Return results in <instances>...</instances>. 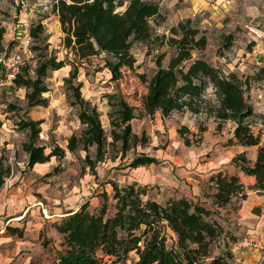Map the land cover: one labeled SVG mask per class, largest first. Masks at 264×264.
<instances>
[{"label": "rangeland", "instance_id": "rangeland-1", "mask_svg": "<svg viewBox=\"0 0 264 264\" xmlns=\"http://www.w3.org/2000/svg\"><path fill=\"white\" fill-rule=\"evenodd\" d=\"M147 1L159 3L162 16L150 21L151 39L134 44L132 54L136 63L133 69L124 68L121 78L113 81L110 71L105 68V55L78 62V78L73 83L83 84V97L97 106L104 128L108 132L111 130L109 114L113 101L123 97L134 108L136 115L131 122L133 133L139 136L145 134L149 139L147 147L138 146L124 158L118 151L108 148L104 161L98 163L94 170L88 167L85 161L87 153L81 148L73 153L67 150L69 139L72 135H79L83 126L78 118L79 108L72 104L74 93L67 89L64 81L71 77L72 63L76 59L74 53L66 48V35L61 29L59 17L50 7L54 0L0 3V26L7 28L11 35L5 37L8 41L4 42L8 52L16 49V26L25 18L34 26L42 23L45 28L43 37L48 38L47 53L65 62L64 68L51 73L47 80L50 90L45 95L50 100L47 108L30 109L24 89L11 91L8 88L0 93V158L12 168L7 182L15 181L16 177L25 181L22 188L25 201L20 203L21 208L20 204H13L9 217L1 216L0 264H50L63 250L62 236L53 225L85 203L90 204L91 211H98L104 195H107V215H113L116 203L113 200V183L120 188L133 183L147 187L144 200L152 199L163 205L171 199L186 198L214 209L212 199L207 195L211 192L209 177L218 171L231 175L241 172L232 162L240 150L237 145H232L234 123L228 122L222 131H217L214 119L206 114L195 115L184 111L175 112L168 118H163L160 113L149 117L143 108L147 93L144 78L149 80L154 75L160 55L165 56L163 66H168L175 50L163 38L169 37L171 29L182 21L191 19L193 26L207 37L206 49L195 52V57L202 56L213 66L226 73H236L244 81L249 78L250 86H245V96L254 108V115L249 121L255 132L264 133V80L254 79L260 67L256 65V55H253L257 43L249 33L250 27H256L264 34V0ZM44 6H48L49 10L43 14L31 12L33 8L41 10ZM229 36L232 37L230 41L227 39ZM34 43L40 46V41L34 40ZM258 44L264 46V39ZM39 56L40 51H37V62ZM259 95L263 96L261 100ZM206 99L212 104L217 101L211 88L206 93ZM30 120L43 122L39 144L46 147V153L49 154L56 145L66 150L64 158H52L48 169L37 175L27 166L28 131L19 127L21 121ZM182 126L188 127L194 134L187 135L192 141L190 147L185 145L184 138L178 133ZM201 127L207 129L202 135ZM197 141L200 142L196 144ZM246 154L248 159H252L251 151ZM90 155L94 160L95 149L90 150ZM140 155L155 158L157 163L130 168L131 161ZM13 187L18 186L10 187V191ZM252 187L247 189L245 185L248 199L241 206L234 201L220 210L221 215L216 217L225 231L236 238V242H216L213 256L224 253L227 247L234 255L235 264H264L262 254L252 248L233 251L234 245L244 239L264 244V192H256ZM258 201L260 203L256 204ZM7 227L18 228L22 235H11ZM169 244H172L171 240ZM137 260L136 253H132L126 264H136Z\"/></svg>", "mask_w": 264, "mask_h": 264}, {"label": "trees", "instance_id": "trees-1", "mask_svg": "<svg viewBox=\"0 0 264 264\" xmlns=\"http://www.w3.org/2000/svg\"><path fill=\"white\" fill-rule=\"evenodd\" d=\"M122 8L124 10L120 11ZM53 11L66 35V48L75 55L71 77L64 81L67 89L74 93L72 104L79 108L78 118L83 126L79 135L71 136L67 150L73 153L81 148L87 153L88 167L94 170L104 161L108 148L118 151L124 158L138 146L147 147V136L133 133L131 122L136 115L123 97L113 101L109 114L111 130L108 132L97 106L83 97V84L74 85L73 81L78 78V62L100 55H105V68L110 71L113 81L121 78L124 68L133 69L136 59L132 48L135 43L151 39L150 21L162 16L160 4L147 0H54ZM5 32L0 26V45H3ZM170 33L169 37L163 38L175 50L168 66H163L165 56L160 55L154 75L149 80L144 78L147 83L143 99L145 114L154 117L160 113L163 118L184 111L206 114L214 119L217 131L233 122L232 145L256 147L257 153L254 162L245 152L235 156L232 162L245 175L255 178L252 190L263 193L264 141L261 133L255 132L249 124L254 115V108L245 96V86H250L249 78L244 81L238 74L226 73L206 58L194 56L195 52L206 49L208 40L205 33L193 26L191 19L180 22ZM44 34L42 23L32 25L31 36L40 41V46H34L36 54L40 51L39 60L35 68L25 67L15 82L17 89L26 91L25 99L30 109L49 107L50 100L45 97L50 91L47 80L51 73L65 66L64 61L47 53L48 38L43 37ZM227 39L230 41L232 37ZM254 79L264 80V65L254 74ZM209 88L217 98L215 104L206 99ZM42 124V121L30 120L21 121L19 125L28 131L29 169L48 163L53 157L62 159L66 156V150L58 145L48 154L46 147L39 144ZM206 131V127H201L200 135ZM178 133L186 146H192L187 135L194 134L188 127L182 126ZM199 137L202 140V136ZM91 149H95L94 160ZM155 163L157 159L140 155L129 166L137 169ZM11 175V166L0 158V191ZM208 182L211 192L207 195L212 199L214 209L186 198L171 199L163 205L152 199L144 200L147 187L133 183L120 188L113 183V200L116 202L113 215H107V195H104L98 211H91L90 204L85 203L53 225L62 236L63 250L50 264H126L132 253L138 256L136 264H235L234 255L227 247L224 253L213 256L216 242H236L216 217L234 201L241 206L248 199V193L238 175L218 171ZM7 230L11 235H22L18 228L7 227Z\"/></svg>", "mask_w": 264, "mask_h": 264}, {"label": "built area", "instance_id": "built-area-1", "mask_svg": "<svg viewBox=\"0 0 264 264\" xmlns=\"http://www.w3.org/2000/svg\"><path fill=\"white\" fill-rule=\"evenodd\" d=\"M23 3V1H22ZM53 8V4L50 6ZM49 10L48 6H44L41 10L33 8L32 13H44ZM31 23L28 21L23 22V27L21 31L20 38L18 40V45L16 49L11 52L7 51L6 46L0 45V91L6 90L8 88H16L15 82L22 70L30 66L32 68L36 67L37 54L34 50V39L31 36ZM249 33L255 41H260L264 39V34L256 27H250ZM3 48V49H1ZM262 95H259V100L262 99ZM250 127L255 131L253 124L249 121ZM262 126L261 123L258 124ZM261 133L262 140L264 141V133ZM42 205V203H40ZM241 248H252L262 254V259L264 260V244L261 242H254L248 239H244L234 245L235 250Z\"/></svg>", "mask_w": 264, "mask_h": 264}, {"label": "crops", "instance_id": "crops-1", "mask_svg": "<svg viewBox=\"0 0 264 264\" xmlns=\"http://www.w3.org/2000/svg\"><path fill=\"white\" fill-rule=\"evenodd\" d=\"M16 1V0H15ZM5 1H2L0 3H3ZM23 13H21L20 16L23 17ZM58 17V16H57ZM23 22H25V18L23 20H20L18 21L17 23V26H16V30L18 32H16L15 34L17 35L16 37V40L18 41L19 38H20V35H21V31H22V27H23ZM5 28V27H4ZM19 28V29H18ZM12 29V26L11 28ZM6 32H5V35H4V39H3V45H5V41H8L7 38L5 39V37L7 36H11L10 35V32H7V28H5ZM262 32V31H261ZM263 33V32H262ZM257 44L259 41H255ZM255 45L254 46V54L253 55H256V65H258L259 67L263 66L264 65V46L263 45ZM261 47L263 49H261ZM11 91L13 90H20L22 91L23 89H17V88H10ZM211 91H213V89H211ZM3 92V90L0 91V93ZM175 113V112H174ZM173 113V114H174ZM177 113V112H176ZM2 126V120L0 119V127ZM240 148L239 150V154L240 153H247L248 151H251L252 152V159H250L252 162L255 161L256 159V153H257V148L256 147H251V148H247V147H241V146H238ZM54 158V157H53ZM48 163H45V164H37L34 166V168L32 169V171L34 173L39 174L40 171H43V169H48ZM236 175H238L241 179V181L247 186V189H249V187L251 186H254L255 184V178L254 177H249L247 175H245L243 172H238ZM17 179L14 181V180H11V181H8L7 182V179H6V187L4 185L3 189L0 191V220L2 219L1 216H4L3 218H8L9 217V213H10V208H11V205H19L20 203L24 202L25 200L23 199L24 196H25V192H23L22 188H24V178H21V177H16ZM9 179V178H8ZM17 185L18 187H13V190L10 191V187L12 186H15ZM16 188V189H15ZM252 191V190H251ZM253 192V191H252ZM254 200V198H253ZM257 203H260L259 201L256 202ZM23 204V203H22ZM21 204L19 205V208H21Z\"/></svg>", "mask_w": 264, "mask_h": 264}]
</instances>
